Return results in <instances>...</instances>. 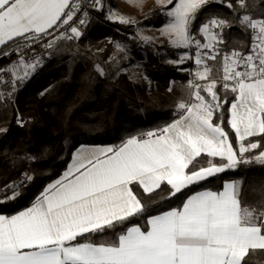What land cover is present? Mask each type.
<instances>
[{"label":"snow or ice","instance_id":"snow-or-ice-1","mask_svg":"<svg viewBox=\"0 0 264 264\" xmlns=\"http://www.w3.org/2000/svg\"><path fill=\"white\" fill-rule=\"evenodd\" d=\"M125 2L140 11L144 0ZM214 2L176 0L165 12L168 22L159 29L171 47L195 48L189 100L177 103L178 118L162 128L130 136L119 146L78 148L67 170L30 207L11 216L0 214V264H243L250 251L264 250V206H242L243 180L226 181L219 191H197L182 207L150 216L146 229L126 227L113 243L77 242L142 216L146 206L134 186L144 194L167 186L171 198L226 170L264 166V150H259L264 140V16L254 18L248 13L249 0H236L235 5L219 0L233 11L234 20L212 16L193 33L198 14ZM156 4L164 7L173 0H156ZM88 8L106 11V19L112 22L139 23L131 14L106 7L104 0H88ZM89 22L84 0H0V58L17 54V59L0 67V84L10 83L14 92L17 83L44 63L43 53L38 54L34 45L51 55L60 40L81 37V28ZM233 27L250 35V44L232 38L238 47L224 51L229 43L225 32ZM135 38L146 44L156 39L139 30ZM244 47L247 52L241 50ZM115 48L125 51L119 42ZM218 58L219 81L212 79L208 63ZM190 59L185 51L168 63ZM97 71L104 75L99 65ZM4 75L10 81L3 80ZM218 87L224 90L223 100ZM229 92L234 99L227 123L236 147L223 127ZM217 117L218 123L214 122ZM17 123L24 126L20 118ZM202 156L208 157L207 166L190 167ZM24 179L32 177L25 174ZM22 186L23 181L5 185L0 202L17 199Z\"/></svg>","mask_w":264,"mask_h":264},{"label":"trees","instance_id":"trees-1","mask_svg":"<svg viewBox=\"0 0 264 264\" xmlns=\"http://www.w3.org/2000/svg\"><path fill=\"white\" fill-rule=\"evenodd\" d=\"M227 2L229 0H224ZM231 2L235 5L236 0ZM253 3L257 7L253 8ZM84 8L89 12L90 22L84 27L79 41L60 40L50 50L51 55L40 45H34L38 54L43 53V65L28 79L17 83L14 92L10 83L0 84V92L4 93L0 97V190L4 192L5 185L23 181L19 189L21 195L15 200L0 202V213L11 215L31 206L44 188L61 176L80 145L107 143L119 146L130 136L171 123L178 118L177 103L189 100L188 84L196 71L194 47L188 49L193 59L182 64L168 63L178 60L179 53L187 50L154 41L146 44L135 38L137 32L133 25L112 22L106 19V11L88 8V4ZM247 11L254 18H261L264 0H249ZM212 16L234 20L233 11L216 0L198 14L193 33ZM163 22L164 15L157 13L156 18H147L142 24L158 27ZM225 36L229 43L224 51L238 47L232 43V38L250 44V35L238 27L226 30ZM116 42L125 47L124 52L117 51ZM241 50L247 52L248 48ZM208 63L213 69L212 79L219 81L221 59ZM97 65L104 70V75L99 74ZM129 66L134 67L137 77L126 70ZM2 79L10 81V76L4 75ZM9 92H12L11 96L7 95ZM218 92L223 100V88L218 87ZM227 99L223 127L236 147L235 134L227 123L233 94L229 92ZM18 118L24 120L23 127L17 123ZM214 122H219L218 117ZM261 144L259 150H264V140ZM207 159L202 156L190 167L207 166ZM216 162L220 163L219 158ZM25 174L32 179L25 180ZM228 180H243L242 206H264V166L241 165L237 170H226L171 198H168L167 186L152 194H144L141 188L134 186L133 191L146 206L142 216L133 217L123 227L80 238L77 242L100 243L110 237L115 241L126 227L132 225L146 229L150 216L182 207L187 197L197 191L222 190ZM243 264H264V250L250 251Z\"/></svg>","mask_w":264,"mask_h":264},{"label":"rangeland","instance_id":"rangeland-1","mask_svg":"<svg viewBox=\"0 0 264 264\" xmlns=\"http://www.w3.org/2000/svg\"><path fill=\"white\" fill-rule=\"evenodd\" d=\"M175 2L176 0H173L172 5H167L162 7L156 4V0H144L142 10L140 11H138L136 7L130 6L128 3L125 2V0H106L105 5L106 7L110 6L112 9H119L123 13L133 15L136 18V20L139 22L138 25H133V28L136 30V32L138 30L142 31L144 35L156 37L154 42L169 45L167 38L159 35V29L168 22V18L165 12L167 9L174 7ZM152 9H155V11L152 12V14L149 16L148 14ZM157 13L164 15V22L162 25L158 27H154V26H148L142 24L144 20L147 18L148 19L156 18ZM187 53L191 55L188 49H187ZM182 54H184V52H180L179 56ZM126 70H128L133 77H137V72L134 70L133 66L127 67ZM2 192L3 191L0 190V193Z\"/></svg>","mask_w":264,"mask_h":264},{"label":"crops","instance_id":"crops-1","mask_svg":"<svg viewBox=\"0 0 264 264\" xmlns=\"http://www.w3.org/2000/svg\"><path fill=\"white\" fill-rule=\"evenodd\" d=\"M81 146H88V147H96V146H100V147H103V146H113L112 144H107V143H104V144H82V145H80L78 148H80ZM78 148H76L75 149V151L78 149ZM74 151V152H75ZM73 152V153H74ZM73 155V154H72ZM72 163V157H71V159H70V161L68 162V165L66 166V168L64 169V171L62 172V174L67 170V168H68V166H69V164H71ZM62 174H61V176H62ZM60 176V177H61ZM59 177V178H60ZM58 178V179H59ZM57 180V179H56ZM56 180H54V181H56ZM53 181V182H54ZM228 181H233V180H228ZM53 182H51V183H53ZM50 183V184H51ZM49 185V184H48ZM202 191V190H201ZM214 191V190H213ZM194 194V193H193ZM30 207V206H29ZM28 208V207H27ZM26 209V208H25ZM24 210V209H23ZM170 210V209H169ZM22 211V210H21ZM166 211H168V210H166ZM18 212H20V211H18ZM18 212H16V213H18ZM163 212H165V211H163ZM163 212H160V213H163ZM16 213H14V214H16ZM160 213H157V214H155V215H158V214H160ZM0 214H2V215H7V214H5V213H0ZM14 214H11V215H14ZM11 215H7V216H11ZM139 226H141V225H139ZM142 227V226H141ZM143 228V227H142ZM111 238V237H110ZM110 238H107V240L105 239V241H103V242H105V243H113V242H115V241H111V239ZM101 243V242H100ZM97 244H99V243H97Z\"/></svg>","mask_w":264,"mask_h":264},{"label":"built area","instance_id":"built-area-1","mask_svg":"<svg viewBox=\"0 0 264 264\" xmlns=\"http://www.w3.org/2000/svg\"><path fill=\"white\" fill-rule=\"evenodd\" d=\"M86 4H88V0H84V5H86ZM81 32L84 34V27L81 28ZM81 37L76 38V39H72V40L79 41ZM15 59H17V54L16 53H13L10 58H7V57L6 58H1L0 67L7 66L10 63V60H15ZM20 119H22V118H20Z\"/></svg>","mask_w":264,"mask_h":264}]
</instances>
